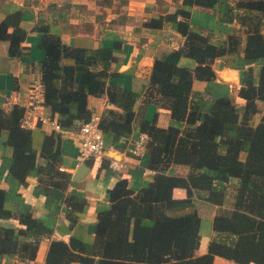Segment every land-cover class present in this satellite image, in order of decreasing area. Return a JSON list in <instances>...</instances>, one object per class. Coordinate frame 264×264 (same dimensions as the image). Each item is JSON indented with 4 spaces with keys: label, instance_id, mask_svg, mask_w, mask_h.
<instances>
[{
    "label": "trees",
    "instance_id": "1",
    "mask_svg": "<svg viewBox=\"0 0 264 264\" xmlns=\"http://www.w3.org/2000/svg\"><path fill=\"white\" fill-rule=\"evenodd\" d=\"M192 6L212 9L220 22L234 17L227 0H182L174 12L145 22L157 27L164 19L175 21L183 36L180 47L155 58L147 91L148 98L154 95L172 118L185 122L183 128L161 127L154 120L137 118L133 109L136 92L113 79L116 41L112 46H74L65 43L48 24L39 19L35 22L34 29L41 32L37 45L44 51L40 62L43 102L58 114L57 121L64 128L74 127L77 120L82 122L91 115L88 95L105 94L115 105L100 115L105 139L114 143L125 138L136 122L147 135L148 165L154 170L148 184L134 193L125 178L109 190L111 204L97 212L91 251L73 237L69 242L52 239L45 264H69L72 260L80 264H213L215 255L241 264H264V0H236L235 6L246 10L236 15L244 24L243 56L259 63L257 72L252 66L240 72L238 95L245 99L241 106L230 95L210 101L191 96L193 79L214 78L212 60L239 52L241 38L239 33H229L227 46L210 42L208 34L189 23ZM20 19L21 11L16 10L0 20V40L7 41L8 55L26 58L23 41L27 31ZM180 56L194 58L195 67L180 65ZM64 58L73 62L65 63ZM22 111L17 104L9 110L0 106V135L5 133L4 143L11 147L10 173L22 184L35 171L40 179L65 186L70 175L58 167L55 136L59 133L45 134L37 150L31 129L20 126ZM40 157L45 163L38 162ZM171 164L187 165V174L166 172ZM175 186L186 188L187 195L174 197ZM200 191L214 204L221 206L228 197L230 203L214 214L207 250L197 254L200 217L194 193ZM65 201L73 211L83 204L70 196ZM11 216L5 190L0 188V218ZM18 218L23 226L0 222V261L4 254H16L19 264H26L36 257L39 240L51 229L30 212L20 213Z\"/></svg>",
    "mask_w": 264,
    "mask_h": 264
},
{
    "label": "crops",
    "instance_id": "2",
    "mask_svg": "<svg viewBox=\"0 0 264 264\" xmlns=\"http://www.w3.org/2000/svg\"><path fill=\"white\" fill-rule=\"evenodd\" d=\"M227 1L233 6L234 13L229 22L217 20V15L210 8H190V25L195 30L208 34L210 42L227 46L229 33H239L241 36L239 52L226 53L212 60L214 78L193 79L191 96L210 101L217 96L230 95L237 105L241 106L245 99L238 95L241 86L240 72L248 66H252L254 72H257L259 63L253 58L243 56L244 24L236 15L246 11L245 8L235 6L236 0ZM181 3L182 0H37L36 3H27L26 0H0V20L7 13L21 11L20 25L27 31L23 45L28 50L26 58L10 56L7 53V41L0 40V105L4 95L13 90L19 91L24 98L27 97L30 83L34 78L40 77V62L44 51L37 45L41 32L34 29V24L39 19L70 45L112 46L116 41L117 46L113 48L116 59L112 63L116 74L113 79L136 92L133 109L137 118L154 120L161 127L176 125L183 128L185 122L172 118L169 109L157 103L154 95L148 98L147 92L155 58L180 47L183 36L175 21L164 19L157 27L145 23L152 18L174 12ZM261 30L264 33V20ZM63 61L73 62L71 58H64ZM178 63L189 68L196 65L195 59L190 56H180ZM87 104L91 114L99 116L106 108L115 107L113 103L108 102L105 94L88 95ZM42 110L57 119L58 114L52 113L44 103ZM80 123L81 121L77 120L74 127L65 128V131L59 134L54 133L58 149V167L70 175L69 181L63 187L40 179L35 171L26 177L25 184L20 183L9 171L12 163L11 147L4 143L5 133L0 135V188L5 190V204L13 212V216L0 218V222L4 226H23L18 216L20 213L30 212L51 229L50 234L43 236L38 242L35 257L37 260H45L52 239L69 242L73 237L83 242L86 251H91L97 212L111 204L109 190L119 179L125 178L126 186L134 193L148 184L154 173L148 165L149 153L146 149L141 155L129 151L133 140L140 133H144L134 122L131 133L125 138L114 143L106 139L105 156L101 159L84 160L87 171L81 178L73 179V173L82 163L76 164L78 141L75 131ZM31 131L32 142L37 150L44 135L54 132L48 124H41ZM38 162L45 163V158H38ZM113 162L119 164V167L116 168ZM166 172L184 176L188 172V166L171 164ZM172 195L176 198L185 197L186 188L175 186ZM66 196H70L74 202H83L81 208L77 211L70 210L65 201ZM194 202L200 217V239L196 253L201 254L207 250L212 235V218L223 205L204 199L201 191L194 193ZM19 263L16 254H4L0 261V264ZM69 264L80 263L72 260ZM213 264L241 263L215 255Z\"/></svg>",
    "mask_w": 264,
    "mask_h": 264
},
{
    "label": "built area",
    "instance_id": "3",
    "mask_svg": "<svg viewBox=\"0 0 264 264\" xmlns=\"http://www.w3.org/2000/svg\"><path fill=\"white\" fill-rule=\"evenodd\" d=\"M44 85L40 77H36L30 83L27 97H23L17 90L10 91L4 95L1 107L9 110L17 104L23 108L20 117V126L33 129L41 124H48L55 132L62 133L65 128L52 117L43 112ZM100 116L91 114L90 117L82 121L75 131L78 141V152L76 155L79 164L87 158L101 159L106 154L105 133L99 125ZM147 135L140 133L131 143L129 151L135 155H141L146 149ZM118 168L119 164L113 162ZM26 264H45V260L31 259Z\"/></svg>",
    "mask_w": 264,
    "mask_h": 264
},
{
    "label": "water",
    "instance_id": "4",
    "mask_svg": "<svg viewBox=\"0 0 264 264\" xmlns=\"http://www.w3.org/2000/svg\"><path fill=\"white\" fill-rule=\"evenodd\" d=\"M87 165L85 162H82L76 169V171L73 173L72 178L73 179H79L82 177V175L87 171Z\"/></svg>",
    "mask_w": 264,
    "mask_h": 264
},
{
    "label": "rangeland",
    "instance_id": "5",
    "mask_svg": "<svg viewBox=\"0 0 264 264\" xmlns=\"http://www.w3.org/2000/svg\"><path fill=\"white\" fill-rule=\"evenodd\" d=\"M258 116H259V114L256 115V119H258ZM229 203H230V197H228V201L227 202H224L223 207H220V208L228 207L229 206Z\"/></svg>",
    "mask_w": 264,
    "mask_h": 264
}]
</instances>
